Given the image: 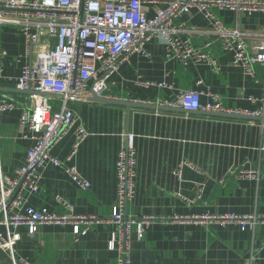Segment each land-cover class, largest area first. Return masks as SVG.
Here are the masks:
<instances>
[{
	"label": "crops",
	"instance_id": "0c3cea01",
	"mask_svg": "<svg viewBox=\"0 0 264 264\" xmlns=\"http://www.w3.org/2000/svg\"><path fill=\"white\" fill-rule=\"evenodd\" d=\"M145 8L149 17L155 15V4L146 3ZM215 13L230 28L257 31L264 26V12L225 8ZM184 22L180 36L196 47L211 41L207 51L216 65L192 59L182 62L169 56L161 40L152 39L146 54H130L120 63L108 79L107 94L157 103L173 102L181 91L198 89L206 103L210 100L207 93L212 91L221 95L232 113L264 118L263 114L253 115L264 111V65L256 67L255 77L246 75L243 68L232 64L233 51L222 47L202 15L195 12ZM181 23L176 21L177 26ZM260 42L258 37L249 38V51L260 52ZM25 50L16 26L1 27L2 96L21 106L28 103L26 93L8 89L15 88L16 77L27 61ZM70 107L76 124L53 153L66 160L78 127H84L88 136L66 164L75 165L91 187L79 186L65 168L45 164L40 168V192L28 195V205L63 213L55 199L59 194L73 205L76 214L95 215L98 221L87 230L81 224L47 223L35 234L21 226L14 244L18 256L33 264L118 263L123 254L111 247L117 230L111 216L117 201L116 163L130 133L137 160L135 194L124 210L127 216L156 217L142 232L132 229L131 264H264V223L243 229L237 222L193 220L203 215L264 216V119L208 111L129 109L95 101L91 91ZM21 113L18 108L0 115L1 168L11 177L25 164L32 144L21 130ZM252 168L260 175H240ZM0 264H12L7 253L0 252Z\"/></svg>",
	"mask_w": 264,
	"mask_h": 264
},
{
	"label": "built area",
	"instance_id": "2783aa9c",
	"mask_svg": "<svg viewBox=\"0 0 264 264\" xmlns=\"http://www.w3.org/2000/svg\"><path fill=\"white\" fill-rule=\"evenodd\" d=\"M146 3L155 4V15L149 17ZM164 3V6L158 5ZM236 12H264V0H0V29L4 25L16 26L25 42L26 63L15 80V88L26 93L27 104L8 100L0 91V115L22 108L20 127L25 137L32 141L24 165L11 177L5 174L0 161V252L10 257L12 264H33L18 256L15 242L16 230L25 226L35 234L47 223L81 224L85 230L98 221L95 215H80L62 195L55 199L63 213L28 205V195L40 192V168L45 164L63 167L82 188L91 183L75 165L66 164L75 157L81 143L88 136L79 126L72 151L66 160L53 153L76 124L75 112L70 103L85 99L89 91L98 97L118 99L107 94L108 79L120 63L130 54H146V45L152 39L161 40L169 56L186 62L217 61L207 51L212 42L203 47L194 46L180 36L186 16L202 15L222 42L225 50L233 51L232 64L243 68L246 75L255 77L256 67L264 65V26L257 31L228 27L216 15V9ZM181 20L180 25L176 21ZM260 39L261 51H249V38ZM2 68L0 66V85ZM9 80H13L12 77ZM149 85L150 83H146ZM161 86L164 83L160 84ZM210 100L201 101L198 89L184 90L173 102L157 104L181 107L185 110L229 112L219 93L208 91ZM54 100L57 102L54 103ZM264 115L254 112L253 115ZM137 160L134 135L127 134L125 146L119 153L117 169V201L112 208V221L117 230L113 233L111 247H117L123 257L117 264H131L130 237L134 227L140 232L156 220L154 216H127L125 206L134 197ZM242 176L257 177L258 169L243 170ZM179 218V217H177ZM213 220L220 223L237 222L243 229L248 225L264 223V216L256 215H203L193 220Z\"/></svg>",
	"mask_w": 264,
	"mask_h": 264
},
{
	"label": "water",
	"instance_id": "95a60500",
	"mask_svg": "<svg viewBox=\"0 0 264 264\" xmlns=\"http://www.w3.org/2000/svg\"><path fill=\"white\" fill-rule=\"evenodd\" d=\"M11 92H18V93H31V92H24L19 89H8ZM0 91H3L2 87H0ZM93 100L95 101H100L104 103H114V104H120V105H125L129 109L132 107H140V108H150V109H160V110H180V111H187L181 107H174V106H167V105H160L157 103H148V102H140V101H131V100H123V99H109V98H103V97H98L96 94H93ZM192 111V110H188ZM200 111V110H199ZM195 112V111H194ZM215 113V112H212ZM217 115H223V116H228V117H240V118H259V119H264L263 117H254L251 115H240L236 113H226V112H221V113H215Z\"/></svg>",
	"mask_w": 264,
	"mask_h": 264
}]
</instances>
